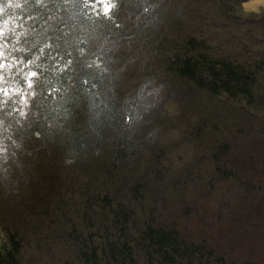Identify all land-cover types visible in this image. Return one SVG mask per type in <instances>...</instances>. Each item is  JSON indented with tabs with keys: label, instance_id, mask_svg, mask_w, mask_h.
<instances>
[{
	"label": "trees",
	"instance_id": "obj_1",
	"mask_svg": "<svg viewBox=\"0 0 264 264\" xmlns=\"http://www.w3.org/2000/svg\"><path fill=\"white\" fill-rule=\"evenodd\" d=\"M245 1L0 0V264H264V7ZM174 91L221 106L186 171L209 157L243 200L217 233L239 258L162 198L146 110Z\"/></svg>",
	"mask_w": 264,
	"mask_h": 264
},
{
	"label": "rangeland",
	"instance_id": "obj_2",
	"mask_svg": "<svg viewBox=\"0 0 264 264\" xmlns=\"http://www.w3.org/2000/svg\"><path fill=\"white\" fill-rule=\"evenodd\" d=\"M103 5L107 9L109 3L103 2ZM242 6L246 11L258 12L264 7V0H247ZM170 95L168 98L164 97L161 100L162 103L161 101L159 102V109L163 110L162 115H159L156 111L155 114L153 109H151L150 113L148 111L150 109L146 110L148 119L150 118L152 122L151 125L154 126L155 123V130L160 129L162 132L158 138V142L162 143L165 149L164 155L161 157L163 169L165 168L162 180L165 196H162V198L167 205H176L177 203H181V205H183L182 203L190 204L186 211H189L192 217L189 229L193 237H196L198 241L203 240L202 237H205L204 239L209 244H213L215 249L228 251L227 257L239 258L240 254L238 253L242 249L249 252L250 248H247L246 244L241 245L245 243L246 239L240 237L241 247L239 249L226 250L227 248H224L226 246L225 240L217 236V233L225 234L224 229L229 227V217H231L225 213L227 211L235 213L236 209L234 207H237V205L242 206L244 203L233 202H236L235 200H243L240 197H229L232 194L230 191L232 189L231 183L224 178L219 179V175L213 173V166L210 164L209 157L199 156L198 163L189 170V175L188 171H186L188 164L196 159V155L202 146L201 144H204L209 138L205 134L208 133V135H214V137L219 136L220 133L211 131L209 126L220 122L221 112L217 109L221 110V106L209 95L199 91L187 94L188 97L186 99L183 98L186 97L185 94L182 97L181 93L176 91ZM162 96L166 95L163 94ZM171 103L172 105H170ZM151 106L154 107V110H158L157 104ZM165 107L169 108V110L165 109ZM212 109H216L214 113H219L218 118H212V116H210V119L207 118ZM157 116L161 117V119ZM198 124L206 126V131L199 133L203 139L205 138L204 140H199L192 135L202 128ZM209 177L211 181H208ZM174 191L177 193H174ZM228 199L229 203L227 202ZM246 200L249 199L246 198ZM255 200L257 202V199H252L251 203H255ZM221 205H224V210L218 213H224L225 215H221L220 219L218 217L213 219ZM185 213L184 211L178 216L180 221L184 219L182 216ZM254 236L257 239L251 241L252 247L257 245L264 250V237ZM43 248L44 245H41V249ZM31 253H34V251Z\"/></svg>",
	"mask_w": 264,
	"mask_h": 264
}]
</instances>
